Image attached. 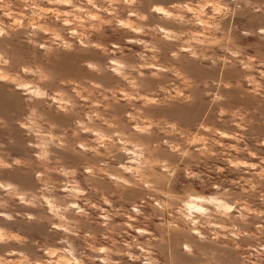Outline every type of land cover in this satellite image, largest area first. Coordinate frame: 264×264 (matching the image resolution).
Returning <instances> with one entry per match:
<instances>
[{
	"label": "rangeland",
	"instance_id": "rangeland-1",
	"mask_svg": "<svg viewBox=\"0 0 264 264\" xmlns=\"http://www.w3.org/2000/svg\"><path fill=\"white\" fill-rule=\"evenodd\" d=\"M0 264H264V0H0Z\"/></svg>",
	"mask_w": 264,
	"mask_h": 264
},
{
	"label": "bare ground",
	"instance_id": "bare-ground-1",
	"mask_svg": "<svg viewBox=\"0 0 264 264\" xmlns=\"http://www.w3.org/2000/svg\"><path fill=\"white\" fill-rule=\"evenodd\" d=\"M155 10L159 13H165V11H159L158 9L155 8ZM199 24V23H198Z\"/></svg>",
	"mask_w": 264,
	"mask_h": 264
}]
</instances>
